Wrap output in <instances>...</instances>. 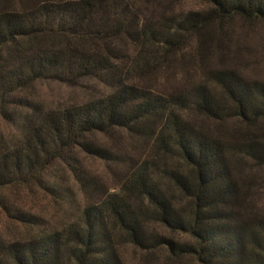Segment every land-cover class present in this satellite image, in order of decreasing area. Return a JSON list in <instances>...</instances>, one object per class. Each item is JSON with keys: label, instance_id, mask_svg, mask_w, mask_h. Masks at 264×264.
Segmentation results:
<instances>
[{"label": "trees", "instance_id": "trees-1", "mask_svg": "<svg viewBox=\"0 0 264 264\" xmlns=\"http://www.w3.org/2000/svg\"><path fill=\"white\" fill-rule=\"evenodd\" d=\"M207 1L213 5L211 14L215 17L264 19V0ZM118 8L114 0H62L43 2L27 10L0 12V50L11 48L12 52L24 53L12 68L11 78L0 79V100L14 87L38 78L68 83L87 78L101 82L115 79L111 92L49 111L40 124L28 127L17 143L0 149V188L39 179L54 161L74 155L76 146L106 154L107 150L90 141L89 135L126 129L155 137L162 147L193 167L192 177L172 173L180 188L192 197L193 212L190 216L181 212L142 165L134 173L132 187L136 189L105 192L99 201L85 207L81 222L0 245V264H65L67 260L73 264H125L112 222L128 232L136 244L146 247L151 239L145 225L150 211L143 201L137 204L131 200L133 191L152 205L151 217L189 231L196 239L195 244H190L156 236L171 248L193 252L203 264H264V218L249 221L232 214L240 187L231 171L226 144L197 129L182 111L193 105L216 119L258 121L264 117V81H249L235 69L225 67L211 73L223 88L226 100L218 98L206 83L193 93L166 95L122 79L118 75L122 70H118L120 66L113 60L109 46L100 51L74 43L59 48L37 47L30 54L27 53L32 49H22L28 39L39 40L47 35L63 36L73 42L86 38L95 42L109 40L122 29ZM209 22L208 12H191L179 28L192 32ZM169 31L154 34V30L145 29L143 38L156 46L175 44L180 32ZM238 146L241 152L264 164V136L249 138ZM19 215L31 222L36 218L26 212Z\"/></svg>", "mask_w": 264, "mask_h": 264}, {"label": "rangeland", "instance_id": "rangeland-1", "mask_svg": "<svg viewBox=\"0 0 264 264\" xmlns=\"http://www.w3.org/2000/svg\"><path fill=\"white\" fill-rule=\"evenodd\" d=\"M47 1L62 0H0V12L27 10ZM114 1L119 5L122 29L111 39L95 42L86 38L73 42L63 36L47 35L38 41L28 39L22 49H32L27 53L30 54L37 47L59 48L74 43L100 51H106L109 46L113 60L120 66L118 70H122L118 74L122 79L166 95L193 93L196 87L206 83L218 98L226 100L223 88L211 73L225 67L235 69L249 81H264V19L241 15L215 17L211 14L213 5L207 0ZM191 12H208L211 22L192 32L180 29L179 23ZM145 29L154 30V34L180 29L179 40L156 46L143 38ZM23 54V50H0L1 81L4 77L11 78L12 68L19 64ZM113 81L87 78L68 83L45 77L14 87L0 100V149L17 143L27 128L40 124L49 111L82 104L111 92ZM182 111L197 129L220 139L228 148L231 171L240 187L238 199L232 204L234 218L249 221L264 218V164L241 152L238 146L249 138L264 136V117L255 122L236 117L221 120L193 105ZM89 140L105 148L106 154L90 153L76 146L74 155L54 161L39 179L0 188V245L81 222L85 207L99 201L105 192L136 189L132 187L134 173L142 165L181 212L192 214L194 201L180 188L172 173L192 177L193 167L162 147L155 137L111 129L90 134ZM130 198L137 204L143 201L145 209L150 211L145 225L151 239L149 246L136 244L128 232L112 222L125 264H203L195 253L173 249L156 238L165 236L176 242L195 244L191 232L151 217L153 207L138 191H133ZM22 212L35 215V221L21 218ZM65 264L73 263L67 260Z\"/></svg>", "mask_w": 264, "mask_h": 264}]
</instances>
